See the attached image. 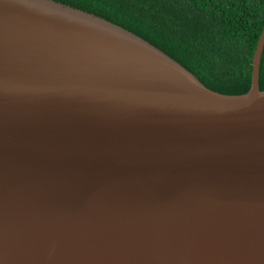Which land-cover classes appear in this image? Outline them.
Here are the masks:
<instances>
[{"label":"water","instance_id":"95a60500","mask_svg":"<svg viewBox=\"0 0 264 264\" xmlns=\"http://www.w3.org/2000/svg\"><path fill=\"white\" fill-rule=\"evenodd\" d=\"M263 47L224 95L105 19L0 0V264H264Z\"/></svg>","mask_w":264,"mask_h":264},{"label":"trees","instance_id":"16d2710c","mask_svg":"<svg viewBox=\"0 0 264 264\" xmlns=\"http://www.w3.org/2000/svg\"><path fill=\"white\" fill-rule=\"evenodd\" d=\"M137 35L224 95L246 94L264 0H53ZM264 91V47L259 71Z\"/></svg>","mask_w":264,"mask_h":264}]
</instances>
